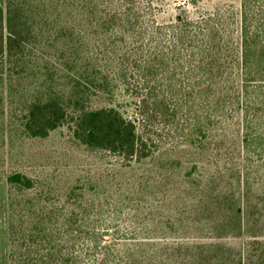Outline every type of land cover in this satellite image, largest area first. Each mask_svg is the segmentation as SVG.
<instances>
[{
    "label": "trees",
    "instance_id": "trees-1",
    "mask_svg": "<svg viewBox=\"0 0 264 264\" xmlns=\"http://www.w3.org/2000/svg\"><path fill=\"white\" fill-rule=\"evenodd\" d=\"M155 9L0 0V146L7 117L26 137L66 127L106 166L59 186L6 173L8 264H264V0ZM171 150L192 158L155 161Z\"/></svg>",
    "mask_w": 264,
    "mask_h": 264
},
{
    "label": "rangeland",
    "instance_id": "rangeland-1",
    "mask_svg": "<svg viewBox=\"0 0 264 264\" xmlns=\"http://www.w3.org/2000/svg\"><path fill=\"white\" fill-rule=\"evenodd\" d=\"M155 6L158 22L174 20L176 14H186L195 17L200 11L224 10L232 7L239 10L241 0H151ZM120 94L117 98H122ZM163 144V148L170 146V139ZM84 147L77 145L71 138L70 131L66 127H60L49 133L44 138L26 137L18 130H8L5 134V143L0 146V156L3 165L0 166V264H8V186L5 174L18 170L35 178L56 176L55 185H65L73 182L76 177L85 179L88 176L101 177L106 167L100 155L86 152ZM167 150V149H163ZM187 154V153H186ZM171 150L158 156L155 161L172 162L178 160L183 166L188 164L192 156ZM148 168H153L150 166ZM141 172V171H140ZM156 171H153V173ZM131 171L121 173L120 179H129ZM175 176H172L174 178ZM134 180V179H133ZM132 180V181H133ZM152 183V181L150 180ZM151 198V195H150ZM215 241L233 249H240L243 238L227 235Z\"/></svg>",
    "mask_w": 264,
    "mask_h": 264
}]
</instances>
